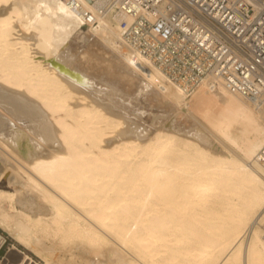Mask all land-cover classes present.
I'll return each instance as SVG.
<instances>
[{
  "label": "bare ground",
  "instance_id": "1",
  "mask_svg": "<svg viewBox=\"0 0 264 264\" xmlns=\"http://www.w3.org/2000/svg\"><path fill=\"white\" fill-rule=\"evenodd\" d=\"M58 1L0 0V264L35 263L17 243L44 264H264V105L185 92ZM93 45L134 91L81 69Z\"/></svg>",
  "mask_w": 264,
  "mask_h": 264
},
{
  "label": "built area",
  "instance_id": "2",
  "mask_svg": "<svg viewBox=\"0 0 264 264\" xmlns=\"http://www.w3.org/2000/svg\"><path fill=\"white\" fill-rule=\"evenodd\" d=\"M68 1L95 25L118 22L126 46L185 92L207 81L264 105V0ZM9 254L6 235L0 262Z\"/></svg>",
  "mask_w": 264,
  "mask_h": 264
},
{
  "label": "rangeland",
  "instance_id": "3",
  "mask_svg": "<svg viewBox=\"0 0 264 264\" xmlns=\"http://www.w3.org/2000/svg\"><path fill=\"white\" fill-rule=\"evenodd\" d=\"M58 1V0H57ZM59 2V1H58ZM65 10V9H64ZM66 11V10H65ZM96 46V47H94ZM93 47V48H92ZM92 47L89 48V51L87 53V55H89L88 57L90 58L89 62L87 63H83V66H81V69L85 70L87 69L88 73H91V75L99 77V78H104V81L109 80L108 82L110 83H114V79L112 78L111 75H113V77L116 76L117 82L119 83H114V85L118 86L122 91L129 93L134 91V89L136 88V81H133L132 79H130V77L127 74V72L125 71V69L122 67L121 63L119 62V60L114 57L113 55L109 54L107 52V54H105V52H103L102 50L97 49V45H93ZM78 54H76V57ZM110 56V57H109ZM96 58V59H95ZM82 59V58H81ZM104 61V62H102ZM117 62V63H115ZM89 63H90V67H89ZM92 63V64H91ZM109 63V65H108ZM120 63V64H119ZM111 64V65H110ZM120 65V66H119ZM105 68V70L102 68ZM110 66V67H109ZM83 67V68H82ZM101 67V69H100ZM89 68V69H88ZM99 68V69H98ZM104 70V71H103ZM112 70V71H110ZM116 70V71H115ZM99 71V72H98ZM103 71V72H102ZM114 71V72H113ZM102 72V73H101ZM109 73L108 75L106 73ZM99 73V74H98ZM117 73V75H116ZM101 74V77H100ZM98 75V76H97ZM107 75V77H106ZM110 75V76H109ZM119 75V76H118ZM118 76V77H117ZM127 76V77H126ZM111 77V78H110ZM109 78V79H107ZM127 78V79H126ZM118 84V85H117ZM151 98V99H149ZM147 99L148 103H150L152 99V97H149ZM146 101V102H147ZM151 104V103H150ZM149 104V105H150ZM161 108H164L163 106ZM157 109V108H156ZM148 115V114H147ZM177 119H179L178 121H182L181 123L184 122V119L180 118L177 116ZM6 184H8L7 179H4V183L2 185V188L4 189H8L6 187ZM4 232V231H2ZM5 233V232H4ZM7 236L8 234L5 233ZM8 242H9V247L10 245L14 242L9 236H8ZM18 247L21 248L22 250L26 251L29 255L32 256L33 260L35 261V263L33 264H44V259L41 256H38L36 254H34L32 251L26 249L23 245L18 244ZM78 249H77V253H78ZM58 252V254H57ZM61 252V251H60ZM59 250L55 251L54 256L60 255L62 254V252L60 253ZM81 261L80 257H77V264H79Z\"/></svg>",
  "mask_w": 264,
  "mask_h": 264
}]
</instances>
